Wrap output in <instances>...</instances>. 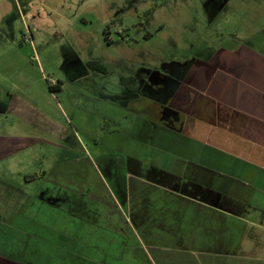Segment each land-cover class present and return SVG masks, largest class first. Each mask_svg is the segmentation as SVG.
<instances>
[{
    "label": "rangeland",
    "instance_id": "rangeland-1",
    "mask_svg": "<svg viewBox=\"0 0 264 264\" xmlns=\"http://www.w3.org/2000/svg\"><path fill=\"white\" fill-rule=\"evenodd\" d=\"M208 2L214 0H0V69L15 65L13 74L20 81L10 85L0 71L1 104L25 116L24 106L18 110L26 101L32 105L28 115L42 117L33 126L14 113L0 115V136L37 139L0 158V183L24 194L43 186L52 194L57 188L63 196L59 202L65 204L54 211L50 201L49 214L33 216L48 225L33 233L49 241H41V249L33 237L28 241L31 257L22 258L33 264H70L72 257L64 251L72 246V235L80 238L82 245L75 250L82 254H88V240L119 253L122 237L108 228L106 239H95L93 231L87 232L90 222L74 220L67 207L82 214L97 210L124 226L125 195L135 188L127 174L157 178L153 175L160 172L137 159L147 156L138 154V143L122 146L120 133L126 127L137 133L139 122L156 133L168 122L144 87L156 90L155 79L168 75L172 63L204 60L219 47H229L230 37L248 41L264 35V0H228L211 24L204 9ZM90 61L104 65L107 74L90 71ZM130 77L136 80L130 86L138 97L129 95L127 103L120 80ZM55 85L58 89L51 90ZM7 91L16 97L10 99ZM161 144L171 146L164 140ZM7 191L1 188L0 193ZM17 219L16 226L23 222ZM9 230L0 221V252L20 257L26 236Z\"/></svg>",
    "mask_w": 264,
    "mask_h": 264
},
{
    "label": "crops",
    "instance_id": "crops-1",
    "mask_svg": "<svg viewBox=\"0 0 264 264\" xmlns=\"http://www.w3.org/2000/svg\"><path fill=\"white\" fill-rule=\"evenodd\" d=\"M227 3H206L207 22L218 20ZM229 45L219 47L204 60L177 63L192 66L185 68L183 80L165 103L152 98L168 116L164 127L155 125L159 130L152 133L145 122H139L137 133H129L128 127L120 133L122 146L135 147L138 143L142 147L138 154L147 156L146 160L137 159L160 172L153 175L157 178L127 174L135 188L125 195L124 226L97 210L82 214L80 209L66 206L74 220L90 222L86 223L91 224L87 232L93 231L95 239H106L108 228L123 239L118 254L99 240L85 241L88 254H82L75 250L82 245L80 238L68 236L72 246L63 247L72 257L70 264H264V35L248 41L230 37ZM15 68L10 63L0 69L10 85L20 83L13 74ZM15 95L7 91L10 99ZM20 103L23 105L18 111L24 106L25 116L1 101L0 115L14 113L39 126L40 113L32 119L28 115L32 105ZM163 140L171 146L161 144ZM36 141L0 136V158ZM125 158L130 164L129 154ZM1 188L8 191L0 193V221L9 231L25 234L20 257L28 253L31 257L29 240L38 238L41 249V241H49L33 233L48 229L33 216L49 214L50 201L54 211L62 210L65 204L59 201L63 196L57 195V188L50 194L47 186L34 194L0 183V192ZM17 217L23 221L18 226ZM71 248L74 250L69 251ZM20 257L0 252V264H33L29 258Z\"/></svg>",
    "mask_w": 264,
    "mask_h": 264
},
{
    "label": "flooded vegetation",
    "instance_id": "flooded-vegetation-1",
    "mask_svg": "<svg viewBox=\"0 0 264 264\" xmlns=\"http://www.w3.org/2000/svg\"><path fill=\"white\" fill-rule=\"evenodd\" d=\"M220 1H218L219 3ZM214 8V5L213 7ZM192 62V61H191ZM194 63V61H193ZM174 67L172 68L171 72L168 73L164 78L157 77L155 79V82L157 84V89L156 90H151L149 86L144 87V94H147V97L157 99L163 103H165L169 97V95L172 93V91L178 86L179 82L183 80L184 78V73H185V68L190 65L191 63H186V64H177V63H172ZM172 65V66H173ZM134 78V77H132ZM136 80L134 78V83ZM130 83V84H132ZM125 86V85H124ZM127 88V95L129 99V95L133 97H138V95L134 92L132 87L129 85V87L125 86ZM127 99V101H128ZM130 100V99H129ZM129 102V101H128ZM165 116L167 117L166 120H168V116L165 113Z\"/></svg>",
    "mask_w": 264,
    "mask_h": 264
},
{
    "label": "trees",
    "instance_id": "trees-1",
    "mask_svg": "<svg viewBox=\"0 0 264 264\" xmlns=\"http://www.w3.org/2000/svg\"><path fill=\"white\" fill-rule=\"evenodd\" d=\"M104 33H107V29L104 30ZM86 67L90 70V71H95L98 73H102V74H107V71L104 67V65H102L100 62L98 61H90L86 63ZM134 81V78L130 77V78H121L120 83L122 85H125L127 87H129L130 83H132ZM60 85V82L57 83ZM51 90H56L58 89V85H55L53 87H50Z\"/></svg>",
    "mask_w": 264,
    "mask_h": 264
}]
</instances>
